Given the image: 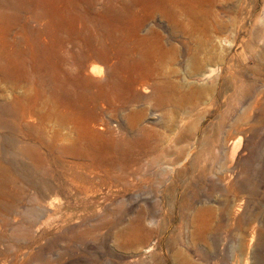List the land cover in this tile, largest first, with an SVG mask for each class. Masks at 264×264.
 <instances>
[{
	"label": "rangeland",
	"instance_id": "1",
	"mask_svg": "<svg viewBox=\"0 0 264 264\" xmlns=\"http://www.w3.org/2000/svg\"><path fill=\"white\" fill-rule=\"evenodd\" d=\"M107 3L99 0L100 12ZM194 12L185 29L156 12L142 17L144 43L129 35L141 72L162 38L156 66L177 90L165 101L136 86L133 107L104 108L99 132L130 135L133 123L159 135L156 154L124 181L110 184L103 171L63 180L65 170L32 165L15 146L19 134L0 130V158L18 178L0 197V264H264V0H216ZM100 52H88L86 69L102 80L113 64ZM43 115L33 124L47 136L66 131ZM138 217L144 238L130 226Z\"/></svg>",
	"mask_w": 264,
	"mask_h": 264
},
{
	"label": "bare ground",
	"instance_id": "2",
	"mask_svg": "<svg viewBox=\"0 0 264 264\" xmlns=\"http://www.w3.org/2000/svg\"><path fill=\"white\" fill-rule=\"evenodd\" d=\"M215 1L126 0L118 4L108 0L100 12L99 0H0V84L10 91L0 94V130L19 134L21 141L15 146L32 165L65 170L63 180L80 183L103 171L110 184L124 181L133 168L156 154L159 135L148 125L133 123L130 135L99 132L96 127L104 108L133 107L139 99L136 86L143 92L150 86L165 101L177 90L156 66V57L165 52L162 38L158 36V53L150 55L152 60L141 72V61L132 56L128 45L129 35L144 43L146 38L138 34L142 17L156 12L185 29L196 8ZM138 13L142 16L137 17ZM208 14L215 16L212 9ZM129 24L131 29L122 31ZM94 48L100 49L104 61L112 60L111 73L102 80L96 79L99 72L86 69L88 52ZM17 89L23 90L22 96ZM41 113L43 119L58 120L66 131L58 128L47 136L41 122L33 124ZM239 144L240 137L232 154ZM14 168L0 158L2 199L18 184ZM205 212L197 214L198 223ZM130 226L146 236L141 217Z\"/></svg>",
	"mask_w": 264,
	"mask_h": 264
}]
</instances>
